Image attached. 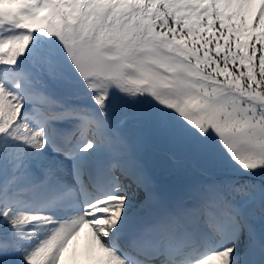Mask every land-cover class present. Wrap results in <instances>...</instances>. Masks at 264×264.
Returning a JSON list of instances; mask_svg holds the SVG:
<instances>
[{"label": "snow or ice", "instance_id": "6c2138e0", "mask_svg": "<svg viewBox=\"0 0 264 264\" xmlns=\"http://www.w3.org/2000/svg\"><path fill=\"white\" fill-rule=\"evenodd\" d=\"M0 264H264V0H0Z\"/></svg>", "mask_w": 264, "mask_h": 264}, {"label": "rangeland", "instance_id": "374dc122", "mask_svg": "<svg viewBox=\"0 0 264 264\" xmlns=\"http://www.w3.org/2000/svg\"><path fill=\"white\" fill-rule=\"evenodd\" d=\"M86 237H87V230H85L84 233L81 234V238L74 242L73 247H79L80 249H83L84 246L86 245ZM71 255V252L69 253V256Z\"/></svg>", "mask_w": 264, "mask_h": 264}]
</instances>
